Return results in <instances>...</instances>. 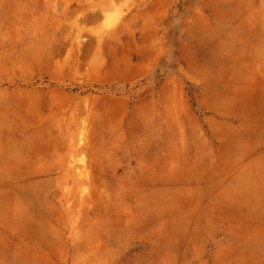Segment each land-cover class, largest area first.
I'll return each mask as SVG.
<instances>
[{
	"label": "rangeland",
	"instance_id": "1",
	"mask_svg": "<svg viewBox=\"0 0 264 264\" xmlns=\"http://www.w3.org/2000/svg\"><path fill=\"white\" fill-rule=\"evenodd\" d=\"M253 44L264 46V0H0V260L197 264L179 259L175 227L200 201L204 216L186 222L213 225L229 200L216 202V179L231 171L234 224L264 229ZM37 52L38 81L14 80L13 59ZM18 83L41 85L39 124L16 104ZM197 97L217 111L211 125ZM193 112L203 126L192 132L178 124Z\"/></svg>",
	"mask_w": 264,
	"mask_h": 264
},
{
	"label": "crops",
	"instance_id": "2",
	"mask_svg": "<svg viewBox=\"0 0 264 264\" xmlns=\"http://www.w3.org/2000/svg\"><path fill=\"white\" fill-rule=\"evenodd\" d=\"M254 40H260L259 38H254ZM239 52V51H238ZM243 52H264V46L260 48L258 44H253L252 48H244ZM38 58L29 59L25 65L23 64L22 60L17 58L13 59L14 66L17 69L16 74H14V80H23L27 83H35L41 77V70L45 68V57L47 56L46 52H37ZM264 66V65H263ZM25 69V71H24ZM25 72V73H24ZM27 73V74H26ZM243 79V78H240ZM192 83V82H191ZM195 83V82H193ZM41 85L36 86H28L22 89V87L18 84L14 86V93L19 91L20 95L22 91L23 97L16 96V104L22 102L23 105L26 106V120L32 122L34 125L39 124L42 120V116L39 112L41 106V93L42 88ZM21 89V90H19ZM31 93L38 94V98H32ZM200 98L197 97L199 106H202L204 111L208 114L206 118V124L211 125L213 120H216V117L213 116L217 114L216 110L208 107V104L205 103L203 100H199ZM191 105L194 107L196 106L194 103L195 101H190ZM197 102V101H196ZM190 105V103H189ZM190 105V106H191ZM38 110L37 112L31 113V109ZM191 108V107H190ZM192 109V108H191ZM193 111V110H192ZM180 117L178 118V121ZM202 120L203 116L201 114H195L194 112L190 115L187 119H181L182 121L179 126H186L188 131H194L196 127H202ZM184 152L187 151V148L183 149ZM200 154V151H197ZM176 156V155H175ZM174 156V163L168 165V170L173 171L174 173L180 167H182V162L179 161L178 163L176 158H182V155L177 157ZM197 155H194V159L198 162L201 161L203 158H196ZM194 160V161H195ZM185 162V161H184ZM187 162V161H186ZM195 162V163H197ZM228 167L231 169H236L238 167V162L232 160ZM185 166V164H183ZM222 165V162H221ZM183 172L179 176L180 181L185 180V173L191 172L189 168H184ZM220 167V166H219ZM233 171L230 172V176L222 177L216 179V184L218 186L215 187L214 193L217 203H223L228 198L227 205L222 207L218 210L217 213H214V224L213 225H205L204 224H194V226L190 225L189 222H186V218L191 216L195 217L193 221H200V218L203 217L202 215V208L204 203L203 202H194L196 205L199 206V209L193 211L188 209V214L183 216V220H179L178 225H176L174 234L177 237H181L182 241L179 242L180 244L176 247L181 249V256L179 259L183 260L184 262L187 261H200L197 264H264V229H259L254 225L243 224H234V212L236 209L233 207L235 206L236 202H238V194L235 186L237 185L236 181H238V177L233 175ZM175 177V176H174ZM179 184V180L175 182V185ZM225 185V186H224ZM194 189L193 191H195ZM192 192V191H191ZM227 194V195H226ZM225 196V200L223 199ZM190 203V202H189ZM193 204V203H191ZM219 205V204H218ZM234 211V212H233ZM225 212V213H224ZM229 217V219H228ZM196 218L198 220H196ZM212 233L214 234L213 241H210L212 237ZM153 239V236H151ZM169 248L171 245L168 246ZM210 253H213V257L211 258L208 256ZM0 264H24L19 260V257H15L13 252L9 255V260H0Z\"/></svg>",
	"mask_w": 264,
	"mask_h": 264
}]
</instances>
